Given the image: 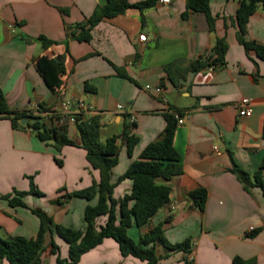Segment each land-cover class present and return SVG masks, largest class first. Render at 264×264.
Returning <instances> with one entry per match:
<instances>
[{
    "label": "crops",
    "instance_id": "obj_1",
    "mask_svg": "<svg viewBox=\"0 0 264 264\" xmlns=\"http://www.w3.org/2000/svg\"><path fill=\"white\" fill-rule=\"evenodd\" d=\"M241 1H210L216 18L213 31L205 13L183 15L187 0H160L155 7L131 8L103 19L92 28L90 41L81 42L73 31H80L78 25L88 27L95 9L107 0H0V89L11 111L28 112L41 105L55 108L65 116L68 137L74 141H79V132L70 117L78 114L79 101L92 108L82 112L83 119L100 118L102 141L121 137L131 124L128 116L136 117L129 131L139 141L129 155L126 140H118L114 183L150 143L161 138L167 125L165 113L183 111L186 120L175 136L183 173L168 183L170 202L147 224L128 231L138 241L162 224L169 242L192 239L191 253H170L160 264H186L191 257V264H233L237 256L264 264V192L259 187L247 192L231 172L235 163L253 178L264 164V60L253 50L247 52L238 40L236 14ZM140 35H146V41ZM40 36L57 44L46 49ZM247 37L264 46L262 7L251 16ZM220 38L228 44L224 63L191 70V63L208 57ZM43 55L65 57L63 96L46 85L36 68V59ZM168 66L172 69L167 72ZM146 85L163 91H148ZM244 98L253 100L250 117L239 114ZM62 101L70 102V112L60 108ZM40 113L47 128L59 127L48 111ZM100 177L85 149L67 145L58 151L30 128L15 127L10 116L0 113V238H35L40 228L35 209L46 212L56 225L83 230L85 209L96 205L97 198L66 195L91 187ZM31 178L42 196L29 194L23 199L26 207L11 206L9 198L28 192ZM197 188L208 192L204 211L190 195ZM131 189L132 181L123 180L114 197L122 199ZM256 230L258 234L250 238ZM52 240L59 245V254L52 253ZM45 246L41 264H59L58 256L69 258V245L58 234L49 235ZM157 252L167 256L162 246ZM0 264L11 263L5 259ZM77 264L148 263L124 257L118 242L106 238Z\"/></svg>",
    "mask_w": 264,
    "mask_h": 264
},
{
    "label": "trees",
    "instance_id": "obj_2",
    "mask_svg": "<svg viewBox=\"0 0 264 264\" xmlns=\"http://www.w3.org/2000/svg\"><path fill=\"white\" fill-rule=\"evenodd\" d=\"M160 0H144L137 3H130L127 0H107L104 6H98L93 15L88 20V27L78 25L77 33L73 35L81 42H89L91 30L105 18H114L124 14L128 9L137 8L145 10L155 7ZM211 0H187V11L183 14L187 16L188 11L203 12L207 16L209 28L215 30L216 18L210 11ZM262 7L264 10V0H242L236 14L238 26V40L245 47L247 52L255 51L261 60H264V46L251 41L247 37V26L251 16ZM39 42L46 49L56 45L53 40L45 36L38 38ZM228 44L225 38L217 40L211 54L200 60L191 63L190 69L201 71L216 64H223ZM36 68L41 74L46 85L55 93H60L64 87L63 76L67 73L65 57L57 56L50 58L46 55L40 56L35 61ZM172 69L167 67V72ZM123 77L130 79L123 75ZM48 111L44 105L40 106V112ZM181 114L183 111L178 110ZM0 113L10 116L13 126L30 128L37 137L47 144H52L58 151L64 146L72 145L85 149L87 159L92 168L100 171V181H94L91 187L76 191L66 195V197H79L87 200L97 198L96 205H89L84 212L85 227L78 230L70 227L56 225L51 216L40 209L33 212L40 219V228L35 238L14 237L9 239L0 238V261L8 260L11 264H41V257L46 249L45 243L49 235L58 234L69 245V258L63 260L58 256L59 264H77L82 256L96 248L106 238L115 239L124 257L133 256L148 264H160L161 260L168 257V254L183 251L191 253L193 250L192 239L188 238L181 243H171L165 237L163 225L159 224L148 233L141 236L138 241L130 237L128 231L133 226L141 227L149 222L165 205L170 202L171 186L168 184L173 177L183 173L181 156L175 147V136L178 128V121L171 111L165 113L167 125L160 139L150 143L135 160L128 170L119 177L118 181H112V170L119 162L120 147L118 140L123 138L127 142V150L132 155L134 147L139 138L129 131L132 124L126 126L125 131L120 136L101 140V123L99 117H92L89 120L83 119L82 113L75 114V124L79 132V141L69 139L64 117L57 112H52L53 119L62 120L59 127L47 128L41 121L40 116H30L27 112L11 111L7 105L5 95L0 89ZM27 118L34 120L32 123L23 125L20 119ZM264 164L254 174L253 178L245 170L234 163L233 172L244 189L250 192L253 187H259L264 192ZM132 181V189L129 194L122 199L114 197L115 187L123 180ZM159 180H163L160 183ZM29 194L42 196L37 186L31 178L30 190L28 192H18L17 196L9 198L11 206L26 207L24 197ZM196 207L200 211L205 210L208 199V192L205 188H197L190 193ZM59 204L60 201H58ZM105 222L101 223V219ZM259 230L249 234L254 238ZM53 254H59V245L52 240L50 242ZM162 246L167 252V256L158 255L157 247ZM186 264H191L189 261ZM233 264H256V259L245 260L235 257Z\"/></svg>",
    "mask_w": 264,
    "mask_h": 264
},
{
    "label": "built area",
    "instance_id": "obj_3",
    "mask_svg": "<svg viewBox=\"0 0 264 264\" xmlns=\"http://www.w3.org/2000/svg\"><path fill=\"white\" fill-rule=\"evenodd\" d=\"M161 1L162 2H166V3L170 2V0H161ZM139 39L141 41H146L147 37H146V35H140ZM145 89L148 90V91L154 89L155 92H157L159 94H161L162 91H163V89L161 87H155L154 88V87H152L150 85H146ZM60 94L62 96L65 94L64 88L61 89ZM78 105H79L78 113H82L84 111L92 110V108L89 105H87L84 101H79ZM240 106H241L240 112H239L240 116H242V117H250V116L253 115L254 106H253V100L252 99H249V98L242 99L241 103H240ZM60 108L63 109L65 112H70L71 111V104H70L69 101H62L61 104H60ZM118 109L121 110V111L124 110L123 105H119ZM51 111L52 112H56V109L55 108L51 109ZM52 112H51V114H52ZM171 113H173L175 118L177 119L178 125H182V124L185 123L186 118H185V115L183 113L181 114L178 110H171ZM27 114L30 115V116H33V117L40 116L41 115L40 107H38V106L35 107L33 110L28 111ZM128 119H129L131 124L135 123V121H136V117L133 116V115L128 116ZM70 121L75 123V117L71 116L70 117ZM56 122L60 126L62 121L61 120H56ZM189 261L193 262L194 261L193 257H191L189 259Z\"/></svg>",
    "mask_w": 264,
    "mask_h": 264
},
{
    "label": "water",
    "instance_id": "obj_4",
    "mask_svg": "<svg viewBox=\"0 0 264 264\" xmlns=\"http://www.w3.org/2000/svg\"><path fill=\"white\" fill-rule=\"evenodd\" d=\"M20 122L23 124V125H27L28 123H32L34 122V120H29L27 118H22L20 119Z\"/></svg>",
    "mask_w": 264,
    "mask_h": 264
}]
</instances>
